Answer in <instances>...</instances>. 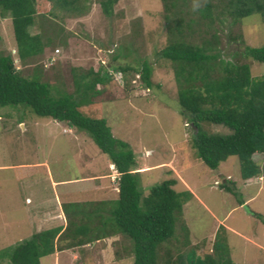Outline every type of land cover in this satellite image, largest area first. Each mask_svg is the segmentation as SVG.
Wrapping results in <instances>:
<instances>
[{
	"label": "rangeland",
	"instance_id": "obj_1",
	"mask_svg": "<svg viewBox=\"0 0 264 264\" xmlns=\"http://www.w3.org/2000/svg\"><path fill=\"white\" fill-rule=\"evenodd\" d=\"M47 3L52 15H46L53 23V28L48 25L49 31L62 32L52 38L49 50L41 59V64L47 66L46 56L51 55L58 70L46 69L47 79L57 87L63 81L71 91L73 68L80 74L114 65L140 68L139 64L145 60L152 64L151 89L142 85L135 73H114L111 83L98 86L102 95L85 104L82 112L91 118L105 119L113 136L130 145L145 196L152 186L168 179L176 180L173 187L176 191L188 190L193 194L184 206L181 219L190 232L188 248H198L199 254L211 252L217 232L223 227L225 231L220 235L224 234L227 240L234 264H264V177L244 181L235 156L216 170L199 161L192 145L195 131L177 100L173 66L159 55L169 43V25L177 17L165 13L161 0H118L109 18L102 13L98 0L86 2V12L79 17L65 12L62 6L55 8L54 2ZM46 8L41 10L44 12ZM190 10L195 12L194 17L199 16L195 9L190 7ZM231 25L227 17L221 33L223 57L231 58L235 50L241 51L245 45H264V21L251 18ZM37 31L32 29L34 33ZM228 32L241 33L242 40L229 42ZM0 36V50L16 55L11 19L0 18ZM195 37L199 39L198 34ZM200 37L205 39L209 35ZM114 56L118 57L117 61L113 60ZM15 60L24 74H29L35 63L23 67L17 57ZM244 61L250 64L252 77L264 75L263 64ZM206 129L224 136L231 133L227 127L214 124ZM69 130L66 123L57 124L39 117L28 108L0 107V257L3 259L0 264H9L5 254L16 244L31 240L37 230L65 223L58 219L45 222L38 211L39 204L55 199L50 178L41 166L49 164L56 169H51L50 177L62 173L61 176L71 179L82 178L88 170L96 174L109 172V159L94 141L84 131ZM263 158L262 154L254 155L257 162ZM111 171L109 182L105 181L108 200L117 196V171ZM222 184L231 187L234 194L224 190ZM85 196L83 191H76L69 199L75 203L80 198H93L91 192ZM179 229L178 224L177 236L181 241L183 233ZM112 240L95 243L83 257L78 248L57 251L55 258L46 256L41 264H133L131 256L114 259ZM116 246L117 250L121 249Z\"/></svg>",
	"mask_w": 264,
	"mask_h": 264
},
{
	"label": "trees",
	"instance_id": "obj_2",
	"mask_svg": "<svg viewBox=\"0 0 264 264\" xmlns=\"http://www.w3.org/2000/svg\"><path fill=\"white\" fill-rule=\"evenodd\" d=\"M88 1L0 0V18L11 19L16 45V55L0 50V107L22 106L39 117L84 131L119 174L116 179L118 197L64 204L66 226L35 233L31 240L16 244L4 259L9 264H41L42 258L56 251L77 248L83 257L88 249H93L95 242L113 239L114 259L131 256L133 264H234L227 240L224 234L220 235L225 231L223 227L217 232L211 252L199 254L198 248H188L190 232L181 219L184 206L193 194L188 190L176 191L173 188L176 180L168 179L152 186L145 196L130 145L113 136L105 119L88 117L81 110L102 95L98 86L111 83L114 73H135L141 84L151 89L154 86L152 64L145 60L139 64L140 68L114 65L88 69L80 74L73 68L71 91L63 81L58 82L57 87L47 79L46 69L58 70L51 55L46 56L47 66L41 62L52 38L62 33L55 28L58 33L49 31L48 25L53 28V23L46 15L49 13L47 2H54L55 8L62 6L65 12L79 17L85 14ZM117 1L98 0L107 18L112 16ZM161 2L165 13L177 18L169 25L170 40L159 55L173 66L177 100L195 131L192 145L199 161L216 170L222 162L235 156L244 181L264 177V158L260 162L254 160L255 154L264 156V75L252 77L250 64L244 61L249 59L264 65V45H245L241 51L235 50L229 59L220 51L227 17L231 26L251 18L264 21V0ZM190 7L199 13L198 17L193 16L195 12H188ZM41 8L46 10L43 12ZM33 28L38 31L32 32ZM202 34L209 38H201ZM226 39L240 42L242 34L228 32ZM16 57L23 67L35 62L29 74H24L17 66ZM113 60L117 61L118 57L114 56ZM211 124L227 127L230 135L209 132L206 126ZM221 187L234 194L226 184ZM178 224L183 233L181 241L177 236ZM116 245L121 249L117 250ZM0 260L3 259L0 257Z\"/></svg>",
	"mask_w": 264,
	"mask_h": 264
},
{
	"label": "crops",
	"instance_id": "obj_3",
	"mask_svg": "<svg viewBox=\"0 0 264 264\" xmlns=\"http://www.w3.org/2000/svg\"><path fill=\"white\" fill-rule=\"evenodd\" d=\"M56 123L58 124L60 122H56ZM64 131H66V130H64ZM69 131L74 133L75 129L70 128ZM37 164H42V163H37ZM107 165H108L109 172L104 171V172H101V174H96L94 171L88 170V172L82 178H76V179H71L70 177L69 178L63 177L60 175L62 173H60L56 176L54 175L57 179L54 178V176L50 177L51 176L50 174L53 173L51 171V169L52 170H56V169L51 167L49 164L41 166L45 169L47 176H49V178H50V181L52 183V188L54 189L53 197L55 196V199H52L50 201L47 200V202L44 201V204H39L40 205L38 208L39 210L37 208H35L36 211L38 210L40 213H42V216L44 217L45 222L47 220L53 221V219H56V220L58 219L59 221L64 220L65 223L59 224L57 226H62V225L66 226L67 225V218H66V214H65L64 209H63V205L68 204V203H72L73 200H70L69 198L71 197V195L75 194L76 191H83V193L86 194V196L88 195V193L91 192L93 195L92 196L93 198L91 197L92 198L91 200L90 199L81 200V198H80L79 200L75 201V203H88V202H97V201H101V200H108L106 198V197H108V195L105 194V184H106L105 181H107V183L109 182L108 177L111 174H113V172L111 171V167H113V166L110 163V161L107 163ZM118 175L119 174L117 173V177H118ZM64 176H66V175H64ZM105 177L107 178L106 180H105ZM70 186H73V187L70 188ZM74 187H76V188H74ZM116 190H117V196H116V198H117L118 197V188H116ZM96 196H97V198H96ZM77 198L78 197H76V199ZM104 198H106V199H104ZM116 198H113V199H116ZM29 201H30L29 202L30 204L33 203V200L31 198L29 199ZM37 203H39V202H37ZM40 203H43V202H40ZM41 205H43V206H41ZM32 209H34L33 206L31 208V210ZM54 227H56V226H54ZM37 232H39V231L37 230ZM95 243H97V242H95ZM57 253L58 252L56 251V253L53 254V257Z\"/></svg>",
	"mask_w": 264,
	"mask_h": 264
},
{
	"label": "clouds",
	"instance_id": "obj_4",
	"mask_svg": "<svg viewBox=\"0 0 264 264\" xmlns=\"http://www.w3.org/2000/svg\"><path fill=\"white\" fill-rule=\"evenodd\" d=\"M56 122H57V121H56ZM69 127H70V126H69ZM70 128H71V127H70ZM73 129H74V128H73ZM112 166H113V165H112ZM113 169H115V168H114V166H113V167H111V170H113ZM116 179H117V178H116Z\"/></svg>",
	"mask_w": 264,
	"mask_h": 264
}]
</instances>
